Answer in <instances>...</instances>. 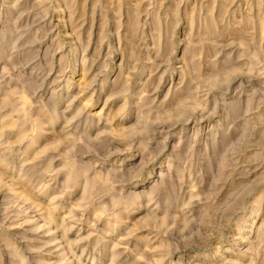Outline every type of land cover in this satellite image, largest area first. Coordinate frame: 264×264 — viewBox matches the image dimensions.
<instances>
[{"label": "rangeland", "instance_id": "374dc122", "mask_svg": "<svg viewBox=\"0 0 264 264\" xmlns=\"http://www.w3.org/2000/svg\"><path fill=\"white\" fill-rule=\"evenodd\" d=\"M0 264H264V0H0Z\"/></svg>", "mask_w": 264, "mask_h": 264}]
</instances>
